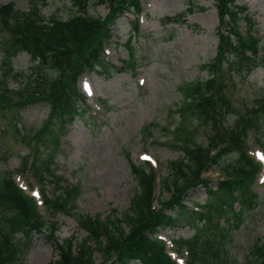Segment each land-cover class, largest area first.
Returning <instances> with one entry per match:
<instances>
[{
    "label": "trees",
    "instance_id": "1",
    "mask_svg": "<svg viewBox=\"0 0 264 264\" xmlns=\"http://www.w3.org/2000/svg\"><path fill=\"white\" fill-rule=\"evenodd\" d=\"M46 1L29 0L26 12L16 10L12 2L0 6V33L7 34L0 42V111H9L15 121L20 108L41 103L48 109L47 119L23 135L10 122L15 136H20L29 154L34 153L29 162L23 158L17 171L40 187L44 214L10 174L0 175V264H25V239L36 234L54 241L58 258L48 264H176L157 235L186 226L194 229V235L173 240L186 264H237L230 255L233 232L241 227L244 212L253 211L261 199L253 189L261 166L249 151L254 145L264 147V92L243 111L227 96L228 90L236 89L237 81L264 66V35L256 29L247 7L238 0H216L218 46L216 55L204 65L207 77L180 86L182 99L174 111L178 119L171 130L162 128L169 131L162 144L182 153L181 159L167 164L169 175L160 182L161 192L168 197L156 207V169L149 163H130L137 189L121 218L102 221L81 215L76 223L86 237L58 243L55 216L75 218L80 189L51 171V163L67 124L85 116L79 79L86 72L110 78L134 69L132 42L139 33L142 0H72L74 11L65 20L42 15L39 5ZM97 7L104 8L105 16L88 13ZM186 13L160 22H180ZM125 15L135 19L126 45L130 56L117 68L106 58L105 48L112 42V25ZM22 53L31 61L26 74L12 67V60ZM10 79L19 82L16 90L9 88ZM201 124L208 132L205 142L197 143L194 133ZM147 130L144 128L150 136ZM43 150L47 154L41 157ZM212 167L221 177L214 186L203 178ZM198 188L205 191V203L188 207L187 194ZM18 234L23 237L18 239ZM246 264H264V242L252 244Z\"/></svg>",
    "mask_w": 264,
    "mask_h": 264
},
{
    "label": "rangeland",
    "instance_id": "2",
    "mask_svg": "<svg viewBox=\"0 0 264 264\" xmlns=\"http://www.w3.org/2000/svg\"><path fill=\"white\" fill-rule=\"evenodd\" d=\"M11 2L16 10L22 12L29 8V0H0V6ZM238 2L248 8L256 29L260 35H264V0ZM215 3L216 0H142L140 32L132 42V56L136 63L134 69L128 68L127 72H118L110 78L91 72L78 82L80 90L88 82L93 96L87 98L86 108L84 104L81 106L85 116H78L67 124L65 133L61 136L60 150L51 163V171L80 189L75 201V218L62 214L55 216L58 243L70 237L79 242L86 237V233L76 223V217L81 215L99 217L102 221L121 218L137 189L129 167L131 162H148L156 169V207L159 200L168 197L166 192H161L160 182L169 175L167 164L181 159L182 153L162 144L169 137V131L165 132L162 128L171 130L178 119L174 111L182 99L180 86L207 77L204 65L216 55L218 46ZM39 9L45 17L55 15L64 20L74 11L72 0H47L40 3ZM188 9H191L190 13H186ZM183 12L186 14L180 22H168L166 25L160 22ZM88 13L103 17L106 11L103 7H97L90 8ZM132 21V17L121 18L112 25L113 38L112 43L107 45V54L111 63L118 68L117 61L122 64L129 60L130 53L126 45ZM6 37L7 34L0 33V42ZM262 44L264 45V39ZM2 63L0 48L1 74ZM30 65V58L25 53L12 60V67L16 72L26 74ZM8 84L12 90L19 86V82L12 79ZM261 91L264 92V66L253 70L242 82L237 81L236 89L228 90L227 96L235 108L243 111L253 104ZM17 112L19 117L14 121L9 111H0V175L4 172L13 174L17 185L31 195L33 193L29 192L24 181L26 179L30 187L33 181L26 174L21 178L17 170L23 158L29 162L34 153L29 154L20 136H15L14 127L22 135L39 127L47 119L48 109L39 103L20 108ZM146 127L150 136L148 132H144ZM207 132L206 125H199L194 133L195 141L205 142ZM261 142L264 143V135L261 136ZM42 153L41 157L47 154L44 150ZM250 154L257 161L264 162V147L260 149L253 146ZM203 178L211 181L214 186L221 177L219 170L212 167ZM263 179L264 171L254 185L261 197L259 205L253 211L244 212L243 223L233 232L229 245L231 258L237 264H246L253 243L258 240L264 242ZM36 199L39 201L38 196ZM206 199L205 191L198 188L187 194L186 204H204ZM38 209L43 215L42 207L39 206ZM113 210L116 211L115 214ZM194 233L193 228L186 226L161 231L159 237L166 241L169 254L178 264H182L169 242L172 239L188 240ZM22 237V234L17 235L18 239ZM25 240V264H48L58 258L54 241L49 240L45 234H36ZM94 257L100 263V256L95 254Z\"/></svg>",
    "mask_w": 264,
    "mask_h": 264
}]
</instances>
